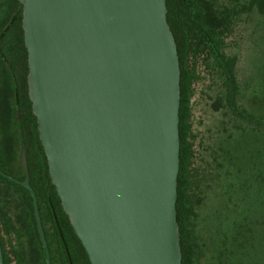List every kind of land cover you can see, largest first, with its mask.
I'll return each instance as SVG.
<instances>
[{
  "label": "water",
  "instance_id": "obj_1",
  "mask_svg": "<svg viewBox=\"0 0 264 264\" xmlns=\"http://www.w3.org/2000/svg\"><path fill=\"white\" fill-rule=\"evenodd\" d=\"M52 184L91 264H182L181 69L166 0H19ZM21 144H24L17 113ZM31 192L46 264H52ZM0 264L4 255L0 241Z\"/></svg>",
  "mask_w": 264,
  "mask_h": 264
},
{
  "label": "trees",
  "instance_id": "obj_2",
  "mask_svg": "<svg viewBox=\"0 0 264 264\" xmlns=\"http://www.w3.org/2000/svg\"><path fill=\"white\" fill-rule=\"evenodd\" d=\"M167 19L174 34L181 69V105H180V170L178 175V199L176 204L177 221L180 227L182 264H197L195 245L193 244V219L196 216L197 204H201L198 191L209 188L203 178H197L193 172L194 143L191 137V95L196 77L197 66L204 60L215 68L225 88L223 100L228 114L233 121L245 126L237 130H226L218 136V142L212 149V161L218 174L224 164H228L233 172L224 178L225 209L229 203L242 208L247 203L249 183L256 178L264 181V153H255L249 149L247 138L252 132L264 137V72L257 80L252 91L254 100L252 110L246 111L239 107L238 98L241 86L236 76L238 56L228 55V39L237 25L238 19L245 14L255 12L264 16V0H166ZM23 6L19 0H5L0 5V132L7 140L11 135L10 123L17 127L16 139L19 150L26 149L30 184L35 191L42 218L46 239L49 245L52 264H91L89 256L76 235L68 215L64 212L56 187L52 184L49 174L47 157L37 130V118L32 111V102L28 89V51L25 46L23 30ZM205 62V61H204ZM20 114L24 144H21L17 113ZM3 139V140H4ZM232 141V144H228ZM264 138L260 144H264ZM233 147L227 152L226 148ZM264 149V147H263ZM262 149V150H263ZM20 167L21 180H25L18 153L14 148L9 157ZM5 158V160H6ZM5 160L0 157V170L17 178L13 169H8ZM207 171V170H206ZM210 173V171H208ZM213 175V173H210ZM220 179L222 176L219 174ZM202 179L203 181L201 182ZM228 179V181H225ZM203 186H199V183ZM203 188V189H202ZM7 189H14L21 196L25 208L29 211L30 225L34 231L37 246L43 254L46 264L45 250L38 233L33 198L25 187L10 181L0 174V232L8 236H16L20 241V233L8 215L4 201ZM236 190V203L232 194ZM195 192H197L195 198ZM234 195V194H233ZM196 199V200H194ZM194 200V201H193ZM196 202V204H195ZM240 216L232 221V237L225 236L222 240L223 255L228 246L240 250L247 241L246 207ZM239 211V210H238ZM243 218V221L240 220ZM1 241V238H0ZM4 264H11L10 252L1 241ZM18 243L17 250L11 253L18 264H26V254ZM220 246V250H221Z\"/></svg>",
  "mask_w": 264,
  "mask_h": 264
},
{
  "label": "rangeland",
  "instance_id": "obj_3",
  "mask_svg": "<svg viewBox=\"0 0 264 264\" xmlns=\"http://www.w3.org/2000/svg\"><path fill=\"white\" fill-rule=\"evenodd\" d=\"M4 1L0 0V5ZM226 53L238 56L236 76L242 87L238 105L241 109L250 111L254 100L252 91L258 78L264 72V16L258 15L256 11L242 15L228 39ZM204 61L197 66L192 86L190 119L191 137L194 143L193 172L196 180L200 175L201 178H204L207 174L206 181L210 184L205 192L198 191L202 195V202L197 204L198 208L193 219L192 229L196 262L197 264H264V181L254 178L249 183L251 187L248 190L247 203L242 208L238 206L235 209V204L233 203L231 206L229 203L225 209L226 182H224V178L229 175L232 177L233 172L229 170L228 164H224L219 173L222 176L220 179L212 161V149L218 142V136L224 131L223 127L227 131L233 132L245 125L233 121L228 114L224 100L219 102L218 99L224 98L225 94L223 79L207 60ZM10 130L12 136H9L7 140L0 132V157L3 161L10 156L13 148L14 152H20L15 134L17 131L15 123H10ZM263 138L260 134L252 132L247 138L249 149H253L255 153L260 151L264 153V144H260V140ZM231 144L232 141L228 146ZM226 151L231 153L233 147L226 148ZM16 176L19 178L18 175ZM201 182L199 186H203ZM233 194L231 196L236 203V190ZM196 195L197 192H195V198ZM4 201L9 206L8 215L13 225L23 234L20 241L16 239L15 235H12L11 243L15 247L18 243L25 246L31 253L32 264H44L42 251L37 246L33 228L30 225L29 211L25 208L21 196L14 189H7ZM245 207L247 210L245 232L248 235L245 247L243 246L239 250L237 246L234 248L228 246L229 250H225V255H223L222 240L225 236L232 237V228H235L232 227V221L234 222L232 219H237ZM240 220L243 221V218Z\"/></svg>",
  "mask_w": 264,
  "mask_h": 264
},
{
  "label": "flooded vegetation",
  "instance_id": "obj_4",
  "mask_svg": "<svg viewBox=\"0 0 264 264\" xmlns=\"http://www.w3.org/2000/svg\"><path fill=\"white\" fill-rule=\"evenodd\" d=\"M21 152V150H20ZM20 152H18V157H19V154ZM46 155V154H45ZM48 163V162H47ZM5 164L7 166V168L10 170V169H13L15 174L18 175V176H21V173H20V167L14 163L13 159L12 158H6L5 160ZM21 165V164H20ZM22 167V166H21ZM7 174V173H6ZM9 175V174H8ZM11 176V175H10ZM8 179V178H7ZM19 180H21L20 178H18ZM23 181V180H22ZM9 206L7 205L6 209H7V212H9ZM11 236H8L6 235L5 233H3L2 231L0 232V238H1V241L3 242V245L4 247L6 248L7 251L10 252V258L13 260L11 264H18L15 257L11 254L15 248L17 250V247H15L12 243H11V239H10ZM18 246V245H17ZM22 249L24 250V253L26 254V264H32L33 262L31 261L32 260V256H31V253H29L27 251V249L25 248V246H21Z\"/></svg>",
  "mask_w": 264,
  "mask_h": 264
}]
</instances>
